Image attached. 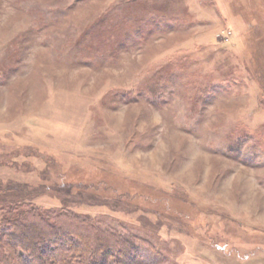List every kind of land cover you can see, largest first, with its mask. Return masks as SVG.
<instances>
[{
  "label": "rangeland",
  "instance_id": "rangeland-1",
  "mask_svg": "<svg viewBox=\"0 0 264 264\" xmlns=\"http://www.w3.org/2000/svg\"><path fill=\"white\" fill-rule=\"evenodd\" d=\"M0 198L109 264H264V0H0Z\"/></svg>",
  "mask_w": 264,
  "mask_h": 264
},
{
  "label": "trees",
  "instance_id": "trees-1",
  "mask_svg": "<svg viewBox=\"0 0 264 264\" xmlns=\"http://www.w3.org/2000/svg\"><path fill=\"white\" fill-rule=\"evenodd\" d=\"M0 205L7 216L14 217L8 222L4 219V234L25 264H109L111 256L116 255L119 261H126L131 252L124 239L115 240V236H105L96 230L91 242L74 231L77 228L94 229L89 216L58 210L48 224L22 204L0 198ZM28 217L40 218L39 224L24 223L23 219ZM109 239L117 241L119 248H115ZM3 256L7 258L4 249L0 248V257Z\"/></svg>",
  "mask_w": 264,
  "mask_h": 264
}]
</instances>
